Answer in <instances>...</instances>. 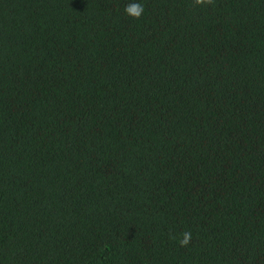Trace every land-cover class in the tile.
<instances>
[{
    "label": "trees",
    "instance_id": "16d2710c",
    "mask_svg": "<svg viewBox=\"0 0 264 264\" xmlns=\"http://www.w3.org/2000/svg\"><path fill=\"white\" fill-rule=\"evenodd\" d=\"M135 2L0 0V264H264V0Z\"/></svg>",
    "mask_w": 264,
    "mask_h": 264
},
{
    "label": "clouds",
    "instance_id": "9594fccd",
    "mask_svg": "<svg viewBox=\"0 0 264 264\" xmlns=\"http://www.w3.org/2000/svg\"><path fill=\"white\" fill-rule=\"evenodd\" d=\"M197 5H208L212 3V0H195ZM126 15H130L135 18H139L141 14L144 12V7L139 0L137 2L129 4L124 9ZM191 238V233L185 232L183 233V238L180 240L181 246H185L189 243Z\"/></svg>",
    "mask_w": 264,
    "mask_h": 264
}]
</instances>
